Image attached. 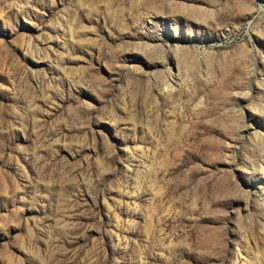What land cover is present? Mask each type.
Segmentation results:
<instances>
[{
  "label": "rangeland",
  "instance_id": "obj_1",
  "mask_svg": "<svg viewBox=\"0 0 264 264\" xmlns=\"http://www.w3.org/2000/svg\"><path fill=\"white\" fill-rule=\"evenodd\" d=\"M0 264H264V0H0Z\"/></svg>",
  "mask_w": 264,
  "mask_h": 264
}]
</instances>
